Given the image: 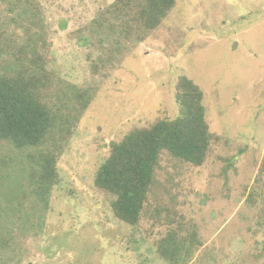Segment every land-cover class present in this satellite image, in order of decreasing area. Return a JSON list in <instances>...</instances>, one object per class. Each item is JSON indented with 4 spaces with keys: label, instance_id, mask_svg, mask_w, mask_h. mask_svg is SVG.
I'll return each mask as SVG.
<instances>
[{
    "label": "rangeland",
    "instance_id": "1",
    "mask_svg": "<svg viewBox=\"0 0 264 264\" xmlns=\"http://www.w3.org/2000/svg\"><path fill=\"white\" fill-rule=\"evenodd\" d=\"M110 3L0 0V30L7 34L0 47L8 51L0 56V69L6 71L9 60L38 57L34 65L47 63L42 73L47 102L55 105L63 86L89 94L56 161L60 184L52 189L45 214L32 215L37 232L10 234L13 255H19L11 264H167L154 253L153 239L192 222L201 246L188 264H264V0H176L161 26L103 77L104 71L89 70L90 61L99 63L101 47L75 41L103 29L99 23ZM19 4L37 23L20 12ZM119 19H108L115 31L126 21ZM179 76L202 91L209 130L219 141L200 168L163 163L158 175L163 189L149 203H173L170 213L180 217L177 224L153 226L143 215L131 227L113 218L110 196L95 188L94 175L110 140L148 126L161 114H176L173 84ZM77 103L70 104L75 114Z\"/></svg>",
    "mask_w": 264,
    "mask_h": 264
},
{
    "label": "trees",
    "instance_id": "2",
    "mask_svg": "<svg viewBox=\"0 0 264 264\" xmlns=\"http://www.w3.org/2000/svg\"><path fill=\"white\" fill-rule=\"evenodd\" d=\"M110 1L108 14L99 23L103 29L75 41L78 46L95 43L101 47L99 63L90 61L89 70L92 74L102 70L103 77L130 47L145 41L150 31L159 28L176 5V0ZM19 9L37 23L31 10L20 8V4ZM17 17L23 22L22 15L17 14ZM122 17L126 21L115 31L108 19ZM11 22L15 23V28L23 29L18 20ZM6 36V32L0 30V42ZM40 41L36 38L33 43L37 45ZM7 52L6 45L0 47V56ZM36 59L28 56L23 60H9L8 69H0V264H11L14 257L19 261V255H13L15 240L11 233L24 236L26 232H37L32 215L41 216L48 209L50 193L60 184L57 158L68 145V137L88 106L87 91L79 92L75 87L72 88L77 91L61 87L57 91V103L47 102L45 93L49 87L42 75L47 63L34 65ZM173 86L176 114H161L148 126L131 129L120 139L110 140L94 175L95 188L110 196L108 207L113 218L131 227H136L143 215L152 220L153 226L177 224L180 217L173 212V203H149L153 195L159 197L158 188L163 189L158 179L163 163L200 168L211 146L219 141L209 130L200 88L185 76H179ZM74 102L79 103L77 114L70 105ZM94 138L101 142L103 137ZM260 174L264 181V162ZM72 193V190L67 191L69 195ZM165 193L170 197L166 188ZM162 212L164 220L159 223L158 216ZM6 220L11 226L3 224ZM167 231L153 239L154 253L167 264H186L197 246H201L197 225L181 224L176 230L174 227Z\"/></svg>",
    "mask_w": 264,
    "mask_h": 264
}]
</instances>
